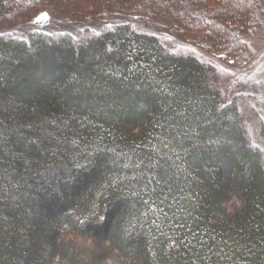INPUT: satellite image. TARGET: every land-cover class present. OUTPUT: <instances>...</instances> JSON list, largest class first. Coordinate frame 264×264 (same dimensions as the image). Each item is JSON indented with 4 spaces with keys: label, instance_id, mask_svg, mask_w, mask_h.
Instances as JSON below:
<instances>
[{
    "label": "trees",
    "instance_id": "obj_1",
    "mask_svg": "<svg viewBox=\"0 0 264 264\" xmlns=\"http://www.w3.org/2000/svg\"><path fill=\"white\" fill-rule=\"evenodd\" d=\"M89 7L0 34V264H264V117L215 58L264 0Z\"/></svg>",
    "mask_w": 264,
    "mask_h": 264
},
{
    "label": "rangeland",
    "instance_id": "obj_2",
    "mask_svg": "<svg viewBox=\"0 0 264 264\" xmlns=\"http://www.w3.org/2000/svg\"><path fill=\"white\" fill-rule=\"evenodd\" d=\"M16 2L14 11L5 20H0V34L8 36L26 37L32 30L58 29L66 31L78 27H96L112 20L110 14L97 19L92 17L85 21L75 23L77 17L85 8L90 5H100L102 2H129L130 0H13ZM10 3L11 1L8 0ZM78 8H80L78 10ZM86 15H91L89 11ZM84 16V15H83ZM43 19L51 23L48 27H43ZM74 21V22H73ZM73 27V28H72ZM245 40L243 45L246 48L245 59H239L237 50H221L216 56L219 67L223 69L221 73V83L227 98L242 99L245 110L256 113L259 120L264 117V22L260 25L247 27L242 35ZM238 56V57H237ZM238 58V59H237ZM224 79V80H223ZM248 113V117L250 118ZM247 117V118H248ZM251 126L254 131L258 128V120L252 121ZM249 131V130H248ZM255 136L259 139L258 134ZM256 138V139H257ZM255 143V138H252ZM260 142V141H258ZM261 143V142H260Z\"/></svg>",
    "mask_w": 264,
    "mask_h": 264
}]
</instances>
